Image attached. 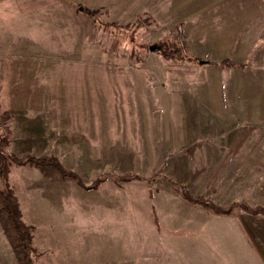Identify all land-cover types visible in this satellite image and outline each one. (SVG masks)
I'll use <instances>...</instances> for the list:
<instances>
[{"label": "rangeland", "instance_id": "1", "mask_svg": "<svg viewBox=\"0 0 264 264\" xmlns=\"http://www.w3.org/2000/svg\"><path fill=\"white\" fill-rule=\"evenodd\" d=\"M176 37L215 64L155 49ZM0 117L12 153L55 156L86 184L108 178L87 192L56 168L11 167L38 264H134L146 241L160 254L153 210L189 204L175 186L234 214L264 207V0H0ZM235 142L215 175L206 153L225 158ZM0 264H17L1 225Z\"/></svg>", "mask_w": 264, "mask_h": 264}, {"label": "crops", "instance_id": "2", "mask_svg": "<svg viewBox=\"0 0 264 264\" xmlns=\"http://www.w3.org/2000/svg\"><path fill=\"white\" fill-rule=\"evenodd\" d=\"M211 149L214 150L207 152V157L214 162L218 158L222 163L224 157H218L219 147ZM203 175L200 176L203 178ZM213 176L207 178L205 186L209 185ZM213 190H216V185ZM229 195L232 198L242 196L244 192L239 190L238 193ZM256 195L259 199H264L263 191ZM164 209L165 211L153 210V217L159 218L156 229L161 240L158 248L160 254L155 253L152 241V244L146 241L144 257L139 260L135 257L134 264H264V215H253L241 210L239 214L236 210L230 216L211 215L204 208L191 204L168 206ZM166 211L178 215L169 221L161 220L163 215L161 217L160 213ZM163 224L168 225L167 233L161 231ZM174 244L175 247L171 246ZM107 259L110 260H103V264H117L119 261L114 255Z\"/></svg>", "mask_w": 264, "mask_h": 264}, {"label": "trees", "instance_id": "3", "mask_svg": "<svg viewBox=\"0 0 264 264\" xmlns=\"http://www.w3.org/2000/svg\"><path fill=\"white\" fill-rule=\"evenodd\" d=\"M76 9L78 13L99 22L97 10H92L84 4H77ZM99 24L110 30L114 27V24H104L102 22ZM174 42H159L155 46V49L159 51L167 60L181 62L188 61L195 63L199 62L200 64V60L190 57L184 53L181 44L178 42V38L177 40H174ZM208 63L215 64L214 62H207V64ZM222 64L227 67L236 66V64L231 59L222 61ZM2 120L3 118L0 117V121ZM238 145L239 142H235L234 146L229 150L227 156L216 170V175L224 167L227 161L237 156L239 153ZM10 146L11 139L9 136V131H6L4 134L0 133V225L13 251V254L15 255L17 264H38L35 258L37 250L34 245L33 229L23 220V213L18 198L14 190L9 185V178L12 169L11 167L16 165L19 167L33 166L38 168H56L60 172V175L63 179L71 178L75 181L80 189L87 192L99 190L101 186L107 182L108 178L107 176L100 175L96 177L91 184H86L80 175L73 172L72 170L66 169L57 157H35L30 153H25L22 156H18L10 151ZM193 148L194 147H191L189 151H191ZM116 178L124 182H130L134 179H143L140 176L133 174H125L122 176L117 175ZM212 181L213 179L210 181L208 186H210ZM175 189L180 197L186 200L189 204L202 207L211 215L230 216L234 214V210L232 208H222L220 205H217L212 200L203 195H194L185 186L178 185L175 186ZM149 192L151 194V190H149ZM150 197H152V195H150ZM239 205L244 209V211L250 214L264 215V207L262 206L251 207L246 202H241ZM157 222L158 221L156 220V223Z\"/></svg>", "mask_w": 264, "mask_h": 264}, {"label": "water", "instance_id": "4", "mask_svg": "<svg viewBox=\"0 0 264 264\" xmlns=\"http://www.w3.org/2000/svg\"><path fill=\"white\" fill-rule=\"evenodd\" d=\"M151 49H154L153 47L151 48ZM207 63V61H200V64H202V65H204V64H206Z\"/></svg>", "mask_w": 264, "mask_h": 264}]
</instances>
